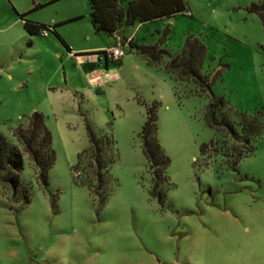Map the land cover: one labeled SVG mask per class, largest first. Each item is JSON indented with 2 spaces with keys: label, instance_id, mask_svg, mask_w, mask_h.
I'll return each instance as SVG.
<instances>
[{
  "label": "rangeland",
  "instance_id": "1",
  "mask_svg": "<svg viewBox=\"0 0 264 264\" xmlns=\"http://www.w3.org/2000/svg\"><path fill=\"white\" fill-rule=\"evenodd\" d=\"M260 1L185 0L183 14L129 26L115 37V45L128 44L124 62L97 79L79 50L112 39L93 31L88 0L34 6L28 15L60 24L76 56L53 33L30 35L15 3L0 0V130L19 144L14 130L43 112L57 153L48 183L24 153L27 202L0 174V264H264V27L247 10ZM75 8L85 17L75 19ZM190 37L206 47L201 72L226 101L222 112L237 122L236 111L260 119L251 145L208 124L212 93L168 70L170 55L151 63L131 48L161 43L177 56ZM154 102L171 159L161 200L150 193L140 137ZM88 124L101 139V176ZM214 139L201 157V145ZM252 147L237 166L227 156Z\"/></svg>",
  "mask_w": 264,
  "mask_h": 264
},
{
  "label": "trees",
  "instance_id": "2",
  "mask_svg": "<svg viewBox=\"0 0 264 264\" xmlns=\"http://www.w3.org/2000/svg\"><path fill=\"white\" fill-rule=\"evenodd\" d=\"M89 4L91 23L96 34L108 37L120 35L129 26L171 19L187 11L185 0H89ZM38 7L36 6L35 8ZM247 10L258 15L264 27V1L252 2L247 7ZM29 14L30 11L20 13L19 17L30 35H43L42 31L48 30L59 38L69 52H72V48L57 29L60 24L47 25L36 22L28 18ZM165 33H167V30ZM160 44L139 45L131 43V48L137 50L139 54L148 57L151 63H158L164 55H170L172 60L167 64L168 70L178 73L182 79L187 77L194 78L200 84L202 91L209 90L212 93V100L207 115L208 124L216 130L220 127H225L233 139L243 145H251L254 137L262 131L260 119L257 116H249L244 112L236 111L242 117V121L237 122L229 118L228 112H222L228 107L226 101L213 92L209 75L201 72L206 55L205 45L198 38L190 37L183 52L177 56H172ZM97 54L105 55L106 52L104 50ZM102 62L101 60L100 64L104 68L110 69L111 65L121 66L123 60L115 61L105 57V62ZM158 108L157 102H154L152 106H147V119L143 125L140 137L142 138L143 152L148 159L153 174V185L150 193L161 200L166 193L165 191L163 194L162 190H166V187L171 185L167 175L171 159L159 141ZM228 111L233 110L228 108ZM28 120L26 127L20 124L14 130V136L23 149L0 130V174L3 180L10 182L15 195H19V198L24 202H27L30 198V188L21 179V174L25 169L24 153H28L36 162L40 169V175L46 183H48L49 172L57 160L53 133L47 126L45 114L36 111L28 117ZM87 126L91 142L90 150L96 153L99 176H101V170L105 167L101 158V139L95 135L90 124ZM105 138H107L109 143L113 142L112 136L106 135ZM215 144H217L215 139L210 143L202 144L200 147L201 157L206 155L208 148ZM253 149L254 147L244 152L236 148L233 149V155L228 154L227 156L230 159L234 158V165L237 166Z\"/></svg>",
  "mask_w": 264,
  "mask_h": 264
},
{
  "label": "crops",
  "instance_id": "3",
  "mask_svg": "<svg viewBox=\"0 0 264 264\" xmlns=\"http://www.w3.org/2000/svg\"><path fill=\"white\" fill-rule=\"evenodd\" d=\"M12 1L15 3V6L20 11V13H26V12H29L34 6L51 5V4H54V3L58 2L59 0H29V1L27 0L28 3L25 6H23V7L22 6H18L16 4L15 0H12ZM88 2H89V0H88ZM74 3L75 2L72 1L73 5H74ZM89 6H90V4H89ZM75 10H76L75 13H74L75 19L76 18H82L85 15V14H83L84 13L83 9L81 11H79L77 8H75ZM90 12H91V10L89 11V15H90ZM90 21H91V18H90ZM55 23L56 22H53L52 25H55ZM93 31L95 32L94 28H93ZM125 34H128V30H126ZM47 36H50V34L47 35ZM109 38L112 39V42H110L107 45H98V46H93V47H86V48H82L80 50L78 49L79 51H81V54H80L81 57H83V58L85 57V59H81L82 64H84L86 62V59L88 58L90 60H87V61L91 62L90 65L94 66L92 71L90 70L89 72H87V75L94 73L95 77L98 79V78H100V76H104L105 74H107V75L111 74L110 71H112L113 66L111 65L112 67L110 69L104 68L100 64L101 60L102 61L104 60L103 58H101L103 55L97 54L98 52L104 51L107 48L115 45V43L117 41L116 40L117 37L116 38L115 37H109ZM126 46H128V44ZM78 50L72 49V52H69V55L70 56H72V55L76 56L75 52H77Z\"/></svg>",
  "mask_w": 264,
  "mask_h": 264
},
{
  "label": "built area",
  "instance_id": "4",
  "mask_svg": "<svg viewBox=\"0 0 264 264\" xmlns=\"http://www.w3.org/2000/svg\"><path fill=\"white\" fill-rule=\"evenodd\" d=\"M42 34L44 36H47L50 34L48 30H43ZM106 54L102 56L103 59L105 57H108L110 59H113L115 61H119L125 58V56L128 54L127 46L123 45H113L105 50Z\"/></svg>",
  "mask_w": 264,
  "mask_h": 264
}]
</instances>
